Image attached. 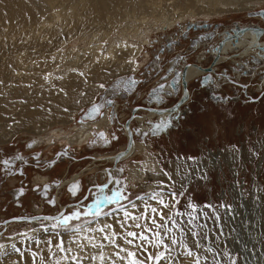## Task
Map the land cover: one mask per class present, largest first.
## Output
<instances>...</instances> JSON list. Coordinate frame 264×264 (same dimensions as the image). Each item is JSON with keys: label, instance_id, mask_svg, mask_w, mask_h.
Returning a JSON list of instances; mask_svg holds the SVG:
<instances>
[{"label": "rangeland", "instance_id": "obj_1", "mask_svg": "<svg viewBox=\"0 0 264 264\" xmlns=\"http://www.w3.org/2000/svg\"><path fill=\"white\" fill-rule=\"evenodd\" d=\"M114 1L100 0L99 11L95 13V17H99L98 24L108 23L107 17L110 15L114 21L115 17L124 15L125 13L121 11L124 6L130 15L135 13L139 18L152 14L149 0H119L121 2H115V4ZM215 1V4L209 3V0L202 2L200 0H164L163 3L161 2L164 7H174L178 12H189L190 10L196 12L194 17L188 16L184 20H177L178 23L173 26L172 31L165 32L166 36H171L170 34L176 31L179 33V29L180 31L185 29V24L189 21H206L213 26L218 24V29L221 31L234 26V23L239 25L261 23L264 26L259 18L250 16V13L264 9V0ZM228 1L235 4L230 5ZM124 3L126 4L124 5ZM114 9L115 11H112ZM211 9L214 11H211L212 15L209 17L202 14L197 15L208 13ZM7 12L8 14H6ZM168 13L173 15L170 10ZM115 14L116 16H113ZM29 19L36 24L42 19V7L33 0L31 2L0 0V47L6 44L8 48L9 46L14 47L15 41L26 38L33 30H26V28L21 30V27L25 22L28 24ZM149 22L152 23L141 26L144 29L140 31V34L148 32L151 45H144L141 54L136 58L128 61L129 57H126L124 60L128 66L130 62H135L138 68L136 66L130 71V68L120 69L112 64L111 68L114 67V71L109 70L107 76L98 75L102 68L98 70L99 72L95 71L96 74L79 73L77 82L67 89L68 94L64 93L60 96L57 93L58 99H55V102L54 100L48 101L47 109L42 108L43 111L46 110V124H49L43 131L45 135L56 130L70 132L75 127L83 126L78 124L77 120L84 110L91 104L103 103L106 99L115 100L116 103L113 101L114 111H117L120 105L118 111L120 119L118 120L127 118L128 107L133 108L142 103L141 100L149 88L169 66L168 60L177 56V53L186 50L190 45L189 42L182 40L181 45L175 46L172 53L163 56L158 62L159 64L155 65L153 56L157 52L159 44L154 45L153 40L162 39L164 32L155 29L151 33L155 22L151 20ZM117 24L118 22L115 25ZM25 30L26 34L23 32ZM12 31L14 32L12 33ZM191 55L189 56L191 60L198 57L195 54ZM259 69L264 71V67ZM131 75L143 81L133 93H125L123 97L119 96L120 91L115 86ZM260 78L261 76H255V78L250 76L254 83L250 90L254 96L260 93L258 92L260 87H264ZM245 80L247 81L249 78ZM258 84L261 85L258 87ZM110 87L115 88L112 94L109 92ZM220 90L223 97L230 96L233 99L225 102H213L209 99L210 93L196 87L194 93L191 92L193 99L189 103L185 119H180L182 124L178 126V130L174 129L171 132L172 129H170L167 134L161 133L167 136L160 138L150 136L147 142L144 138L143 141L140 137L137 139L134 137L136 141L145 143L148 148L151 143L149 152L152 155H146L145 159L142 156L127 158L122 163L120 162L121 164L119 163L121 178L126 179L127 183L131 182L134 188L127 203L113 210H100L94 214L79 211L80 214L77 217L68 220L64 225H57L56 222L54 224L47 220L38 221L36 225L28 222H7L6 228L0 227V258L5 257L8 251H18L19 248L16 246L18 244H24L23 247L28 243L33 244L37 235L49 234L60 237L75 232L79 227L92 223L98 218L115 215L135 201L154 200L157 195L166 194L170 195L172 205L168 211H161L162 216L161 214L160 216L163 218L160 225L158 224V231L155 229L157 236L154 229L150 228V232H154V237L159 240V242L157 241L159 245L155 240L153 247L150 248L151 251L143 252V258L147 260L149 256H152V259L161 253L163 256L158 261L154 257V260L151 259L149 264H183L182 262L188 264H246L245 261L248 258L250 264H264V97L258 102L242 101L238 93L231 92L225 87ZM68 95L76 107L75 110L64 99V96L66 98ZM89 97H93V100ZM89 100L90 102H88ZM133 101H135L134 105ZM123 104L125 106L122 107ZM17 108L15 107V110H12L5 120L0 121V136L4 139L3 142H0V220L3 221L35 212L36 210L31 209L33 205H42L44 209L37 210L42 212L41 214H56L59 211L55 208H45L46 199L41 198L34 191L35 188L39 189L32 182L36 174H39L37 178L39 176L49 177L50 191L48 190V192L54 193V196H62L61 202L77 200L81 195H86V186L94 184L97 179L98 182L103 180V177L99 178V176L105 165L112 166L109 159L100 158L101 160H99L98 157H112L128 143L116 120L114 126L108 128H111V133L114 132L115 135L112 138L109 137V139L111 138L110 142L98 143L99 146L95 144L85 146L91 137L88 141H85L86 138H84L81 146L77 141L60 144L54 138L53 143L51 142L48 147L45 145L40 147L33 143L34 148L31 149L27 145L34 141L32 137L37 132L33 129L35 124H31L32 127L29 125L21 129L19 119H23L24 125L29 115L21 114ZM104 120L108 122L107 118ZM2 127L5 128L3 133H1ZM95 127L99 129L98 125ZM105 129L107 130V128ZM148 131L150 129L146 130L147 133ZM6 134L9 136L5 137ZM139 146L143 147V145ZM32 155H37V158H33ZM44 155H48V158L46 159ZM18 156L21 158H19L20 160H23L22 163L36 160L35 166L20 163L23 175L13 174L11 178H7L3 174L1 162ZM215 156L218 157L220 163L213 166L212 160ZM150 162L153 166L155 164L154 169L149 167L146 169ZM134 171L140 173L144 171L143 179L134 181L131 175ZM82 172L85 176L76 183V192L60 194V189H56L57 185L60 186L63 179L68 180ZM9 179L13 180L12 183H9ZM35 182L39 184L36 179ZM150 186L155 188L150 190ZM19 188L23 190L24 194L15 199V191ZM13 239L15 242L5 249V241ZM60 251L61 249H57L53 253L48 264L54 262ZM189 252L192 255H188Z\"/></svg>", "mask_w": 264, "mask_h": 264}, {"label": "bare ground", "instance_id": "obj_2", "mask_svg": "<svg viewBox=\"0 0 264 264\" xmlns=\"http://www.w3.org/2000/svg\"><path fill=\"white\" fill-rule=\"evenodd\" d=\"M27 1L31 2L32 0ZM33 1L42 7V19L36 24L31 20V17L28 24L25 22L22 24L23 26L21 25V30L26 28V30L33 31H31L26 38L15 41V43H13L15 48L10 46L8 48L7 44L0 47V121L5 120L8 114L12 110H15V107H18L17 109L20 110L21 114L27 113L29 115L24 125L23 119H19L20 128L24 129L29 125L32 127L31 124H35V128L33 129L37 132H35V135L32 137L34 141H32L31 145L34 143L40 147H43V145L48 147L54 138H56V141L60 144L77 141L80 144L79 146H81L84 138H86L85 141H87V138L91 137L87 142L88 144L93 138L94 129L99 130L107 128V130H105L108 131V128L111 126L110 112L111 110H115V104L113 103V106H108L103 102L101 103V113L103 114L99 115V117L94 120H84L83 123H80V125L83 126L75 127L72 130L73 133L72 131L66 132L62 130L64 131L62 132L56 130L46 133V135L44 134L43 131L49 124H46V110L43 111L42 108L47 109L49 107L48 101L54 100L55 102V99H58L57 93H59L60 96L67 93V89H69L70 85L77 82L79 73L86 72L88 74H96L95 71L99 72L98 70L102 68V70H104L103 73H101V70L98 75L103 74V76H107L110 71H114V67L111 68L112 64L120 67V69L130 68V71H132L136 68L137 64L135 62H130L128 66L126 64L127 62L124 61L125 58L129 57L128 61L132 58H136L137 55L141 54L144 45H151L149 33L145 32L143 35L140 34V31L144 29L141 28L142 25L152 23L149 22V20L154 21L155 23H153L154 25L152 26L151 33L155 29H159L163 30L164 33L162 34H165L167 31H172L173 26L178 23L177 20H184L188 16H196V12L193 10L189 12H178L175 11L174 7H164L162 5L164 0H160V2H158V0H149V7L152 12L151 15H145L139 18L138 15L133 12V15H130L124 6V9H121L122 13H125L124 15H120L119 13L120 16L115 17V21L110 15L107 17L109 19L108 23L100 25L97 23L99 17H95V13L99 11L100 0ZM112 1L110 0V2ZM202 1L204 0H200V2ZM115 2L117 3L119 0L114 1V4ZM228 2L230 5L235 4L233 2L231 3V1ZM101 3L103 4L102 1ZM209 3L215 4L216 1L209 0ZM125 4L126 3H124V5ZM101 9L103 8L101 7ZM168 10L172 11L173 15L168 13ZM112 11H115V9ZM211 11L214 10L211 9L208 13H200L197 15L202 14L209 17L212 15ZM177 13L178 15H175ZM6 14H8V12ZM98 16L105 17L106 15ZM113 16H116V14ZM253 17L259 18L255 15ZM117 22L118 24L115 25ZM188 23L197 22L189 21ZM93 24L94 26H92ZM186 24L185 29L182 31L179 29V33L182 34L185 30L187 31ZM118 28L119 31L116 32ZM26 30L23 31L25 34L27 33ZM13 32L14 31H12V33ZM196 33L200 34L201 32ZM7 34L9 35L10 33ZM176 37L178 36L176 35ZM14 39L16 38L14 37ZM148 40L149 42L147 43ZM218 44L219 42L215 45ZM203 46H207L205 42L197 43V47L203 48ZM262 46H264L263 41L257 42L254 32L252 30H247L245 32H240L237 41L233 39V41L224 42L221 49L216 52H213L211 49L210 53L214 56L219 55V63L231 57V61L233 60L237 66L245 68L250 67L248 63L251 62L252 55L255 56V59L264 60V49L261 50ZM12 50H14V52H12ZM13 55L15 56L12 57ZM202 62L203 61H200L199 65L204 67ZM197 74L198 73H189L188 77L191 80ZM88 78L90 79V77ZM96 82L98 81L96 80ZM113 90L114 88H111L109 92ZM190 96L192 98L191 92ZM49 97H51V99H49ZM64 99L68 102L70 107L74 108V110L76 109L69 95L66 98L64 96ZM91 100H93V97ZM88 102H90V100ZM179 112L181 113L179 123H181L180 119L185 116L187 110H185L184 113L183 109H179ZM162 116L164 117L165 115H145L141 111L137 112V114H135V120L140 124L137 135H140V133L146 134V130H148L146 128L149 127L148 124L155 123L154 117L160 118ZM105 118L108 119L109 126L107 120L103 121ZM95 125H98L99 129L96 128ZM170 129L172 128H168L163 133L167 134ZM4 131L5 128L3 129L2 127L1 133ZM7 136L9 135L6 134L5 137ZM3 140V137L0 136V142H3ZM99 140L98 143L100 144L101 142ZM134 142L133 150L130 151L122 161L134 155L136 148L137 153L139 152L138 148L141 147L136 145L135 138ZM125 149L126 146L120 151H124ZM115 155L107 158L98 157L99 160L102 158L103 160L109 159L111 161L112 166L109 168H111L112 175L116 172V170L113 169V157ZM219 163L218 157L215 156L212 160V165H219ZM117 167L118 165L115 169H117ZM147 167L154 169L155 164L153 166L150 162L146 166V169ZM144 171L146 170L144 169ZM144 171L141 173L134 171L131 173L132 179H134V181L135 179L142 180L145 175ZM106 174H108V172H106ZM84 176L85 174L82 172L68 179L64 185H62L63 190L65 191V187L68 184L79 182ZM48 179V177L43 176L36 178L39 184L46 183ZM149 188L151 190L155 187L150 186ZM160 201H163V203ZM165 204H167L168 207H164ZM171 205L172 199L170 195L166 194H159L154 200L146 199L135 201L127 207H124L121 212L110 217L105 216L98 218L92 223L79 227L75 232L67 233L60 237H54L49 234L37 235L33 244L28 243V245L23 247L24 244L21 243L16 245L19 248L18 251H8L5 257L0 258V264H48L51 256L57 249H61V251L51 264H130L134 259L138 264L139 262L149 264L151 259L147 260L143 258V252L151 251L150 248L153 247L155 240L157 245H159V240H157L153 234L155 232L156 235L155 229L158 231V224L160 225V221L162 220L160 216L161 211H168ZM153 208L157 210L155 213L152 212ZM37 223L36 221L31 222L32 225H36ZM150 228L154 229L153 233L150 232ZM130 232L136 233V236H129L128 233ZM142 236L147 237V239H142ZM129 241H131V243H129ZM5 242L6 249L7 246L11 245L15 240H7ZM130 253H135V256L129 255ZM154 257L152 260H154ZM245 262L246 264H250V259L248 258ZM182 263L188 264L185 262Z\"/></svg>", "mask_w": 264, "mask_h": 264}, {"label": "water", "instance_id": "obj_3", "mask_svg": "<svg viewBox=\"0 0 264 264\" xmlns=\"http://www.w3.org/2000/svg\"><path fill=\"white\" fill-rule=\"evenodd\" d=\"M254 15L259 17L260 21L264 23V9H260L256 12L250 13V16ZM212 26L213 25L211 23H208L206 21L187 23V31L185 30L182 34L176 31L175 33L170 34L171 36H166V34H164L162 39L160 38L153 40L154 45L159 44L157 52L153 56L155 58V61L153 62L155 65L159 64L158 62L161 61L163 56L172 53L175 46L181 45L182 40H184V42H189L190 45L187 46L186 50L177 53V56H174L168 60L167 63L169 64V66L165 68V71L163 72V74H161L160 78L153 84L151 88H149L147 93L144 95V98L141 100L142 103L140 105H135L133 108L128 107L129 115L126 116L127 118L118 120L120 119L118 112L120 105L117 111L111 110L110 127H113L117 120L119 129L121 130L122 134L126 136L128 142L126 149L124 151L119 150L120 152H118L113 157V169H115L118 163L121 162L124 157H126L127 154L133 150L135 143L134 137H139V135L137 134L138 130L140 129V124L135 120V114H137V112L141 111L145 115L153 114L156 116H166H162L160 118L154 117L155 123L148 124L149 126L151 125V133L153 135L154 133L166 131L168 127L172 126L173 121L179 122V117L181 114L179 112V109H183L184 113L185 110L189 109V103L193 99V96L192 98L190 96V92H192L193 94L196 87H198V89H201L202 91L206 90L208 93H210V95L218 93L219 95L216 94V96L218 97H221V94L219 93V91H221L220 89H223V87H225L231 92L238 93V95H240L241 97H251L252 99H254L253 93L250 90L254 83L250 79V76H253L254 78L255 76H261L260 81L263 82L262 86H264V71L259 69L264 67V60L255 59V56L252 55L251 62H247L248 64H250V67L244 68L237 66V64L234 63L233 60L231 61V57L225 59L224 62L219 63V55L214 56L212 53H210L211 49L213 52L221 49L224 42L233 41V39L237 41L236 34H240V32H245L247 30H252L254 32V36L257 39V42L263 41L264 44V26L261 23L241 25L234 23V26L224 28L222 31L218 29V24L214 25L213 27ZM196 32H201V35L197 34ZM176 35L178 37H176ZM173 36H175L176 38H174ZM198 42H205L207 46H203V48L197 47ZM218 42L219 44L215 45ZM263 49L264 46H262L261 50ZM191 54H195L198 57L191 60L189 59V56ZM200 61H203L202 64L204 65V67H202V65H199ZM189 73L198 74L190 80L188 77ZM246 78H249V80L246 81ZM254 80L256 81V79ZM142 81L143 80H140L134 75H131L129 76V78L122 80L118 86H115V88L118 87V90L120 91V93L118 94H120L119 96L123 97L125 93H133L134 90L139 87ZM259 85L261 84H258V87ZM258 92L264 94V87H260V90ZM110 93L112 94V91ZM226 97L228 96H225L223 98V101L224 99H228ZM171 100L174 102H172ZM113 101L115 102L114 99H106L105 104L108 106H113ZM169 101H171L172 103H168ZM132 104L134 105L135 101H133ZM101 105L102 104L100 102H97L96 104L94 103L88 106L78 118V124L83 123L84 120H94L99 117V115H102L103 113H101ZM121 106L123 107L125 106V104ZM182 119H185V117H182ZM165 121H171L170 126L162 127L160 129L156 128L158 124H162V122ZM137 125L139 126V128ZM103 129H94L93 138L87 144L88 146L94 144L99 146V139L101 143L111 141L110 139L113 135H115V133H111V128L108 129V131ZM101 134H103V136H101ZM108 137L111 138L109 139ZM104 169L105 172H108V174L111 176V173L109 172L111 168L106 167ZM76 183L77 182L68 184L65 187V191L76 192ZM44 187H46L47 189V185L43 186V189ZM86 187L87 195L90 188L89 186ZM79 211L85 212L87 210H59L53 216H35L33 218L20 217L4 221L0 220V227H5L7 222L21 223L22 221H25L31 223L38 220L55 221L65 213L67 214L64 217L68 221L74 219L75 216L77 217L80 214ZM92 211L94 210H89V212Z\"/></svg>", "mask_w": 264, "mask_h": 264}, {"label": "flooded vegetation", "instance_id": "obj_4", "mask_svg": "<svg viewBox=\"0 0 264 264\" xmlns=\"http://www.w3.org/2000/svg\"><path fill=\"white\" fill-rule=\"evenodd\" d=\"M216 94H218V93L210 95L209 99L213 102H217V101L225 102V101L233 99L232 97L228 96V97H226L228 99H224V101H223L224 97L222 95H220L221 97H218V96H216ZM253 97H254V95H253ZM263 97H264V94L259 93V94L255 95L254 99H252L251 97L250 98L241 97L242 98L241 100L242 101H249V102L250 101L255 102L253 100H257L256 102H258ZM188 116H189V114H188ZM181 124L182 123H179L178 121H173L172 126H170L168 128H172V130H171V132H172L174 129L178 130V126ZM146 129H149V127H147ZM163 132L164 131L154 133L152 135L151 128H150V132L148 131L147 134L140 133L141 135H139V137L143 141L145 139V141L147 142V139H149L150 136L153 138L154 137L160 138L162 136H167V135L161 134ZM88 139H89V137L87 138V141H88ZM125 139L127 140L126 137H125ZM29 144L27 145L28 148L33 149L34 146L31 145V143H29ZM136 145H143V147L138 148L139 149L138 153H137V148H136L135 154L132 155L130 158L142 156V158L145 159L146 155H152L149 152V150H150L149 148L151 147V143H149V145H150L149 148L147 147V145H145V143H141L140 141H136ZM44 156L46 159L48 158V155H44ZM32 157L37 158V155H32ZM19 158L20 157L18 156V157L9 158L8 160H2L1 163L3 165L2 170H3L4 176H6L7 178L8 177L11 178V176L13 174H16L17 176L23 175V170L21 168L22 164L35 166L34 163L36 162V160L33 162H26L25 161L22 163L23 160H20L21 158L20 159ZM5 161H7V164L4 163ZM154 161L157 163V165H159L156 160H154ZM20 163H22V164H20ZM120 164H118V167L120 166ZM106 167H110V164L105 165L102 168V170L100 169L101 173H100L99 178L103 177V180L101 182H98L97 181L98 179H97L94 184L89 186L90 190L87 193V195H83V196L81 195L77 200L65 201L64 203L61 202L63 200L62 196H57V195L54 196V193L51 194L48 192L47 189H50V187L48 186L50 184L49 180H47V182L44 184H36L35 179L37 178V175H39V174L35 175V178H33L32 182H33L35 187L38 186L39 189L41 188V190H39L38 188H35L34 191L37 192L41 198L46 199L45 202L47 203V205H45V208L46 207L55 208L56 210H73V209L87 210V211H85L87 214H94L100 210H113V209L119 207L120 205L125 204L129 201V198H130L134 188H133L131 182L127 183L125 181L126 179L121 178V176H120L121 169H119L118 167H117V169H114V170H116L114 175H112L111 170H109V172L111 173V176H110L109 174H106V172H105L104 168H106ZM68 179H70V178H68ZM66 180L67 179H63L60 183V186L57 185V187L59 186V188L56 187V189H60V194H62V192H66L63 190V186H62V185H64ZM12 181H13L12 179H9V183H12ZM48 182H49V184H48ZM45 185H47V189H46V187H44V189H43V186H45ZM23 194H24V192L21 188L17 189L15 191V194H14L15 199H18L20 196H23ZM50 195H51V197H50ZM31 209L36 210V211L29 213V214H22L19 217H21V218H33L35 216H50V215L53 216L54 215V214H49V215L48 214H41L42 212L37 211V210H43L44 209V208H42L41 204L38 206L33 205L31 207ZM89 210H94V211L89 212ZM66 214L67 213L63 214L60 218H57L55 221H51V223L55 224V222H56L57 225H64L67 222V220L64 217V216H66ZM38 221H40V220H38ZM38 221H36V222H38ZM22 222H25V221H22ZM5 228H6V226H5Z\"/></svg>", "mask_w": 264, "mask_h": 264}, {"label": "snow or ice", "instance_id": "obj_5", "mask_svg": "<svg viewBox=\"0 0 264 264\" xmlns=\"http://www.w3.org/2000/svg\"><path fill=\"white\" fill-rule=\"evenodd\" d=\"M236 38H237V40L239 39V33L236 34ZM101 87H103V85H101ZM170 123H171V121H165V122H162V124H158V125L156 126V128H157V129H160V128H162V127H168V126H170ZM101 136H103V134H101ZM4 163L7 164V161H5ZM74 187H75V186H74ZM160 202L163 203V201H160ZM164 207H168V205L165 204ZM156 211H157V210H156L155 208L152 209V212H153V213H155ZM161 216H162V214H161ZM162 218H163V217H162ZM128 235H129V236H136V233H132V232H130V233H128ZM141 238H142V239H145V240L147 239V237H143V236H142ZM129 243H131V241H129ZM161 243H163V241H161ZM129 255L135 256V253H130ZM188 255H192V253L189 252ZM162 256H163V253H161L160 255L156 256L155 259L158 261ZM149 259H152V257L149 256ZM130 264H138V262L134 259V260H132V261L130 262ZM139 264H143V262H139Z\"/></svg>", "mask_w": 264, "mask_h": 264}, {"label": "crops", "instance_id": "obj_6", "mask_svg": "<svg viewBox=\"0 0 264 264\" xmlns=\"http://www.w3.org/2000/svg\"><path fill=\"white\" fill-rule=\"evenodd\" d=\"M192 95V94H191ZM255 97V96H254Z\"/></svg>", "mask_w": 264, "mask_h": 264}]
</instances>
